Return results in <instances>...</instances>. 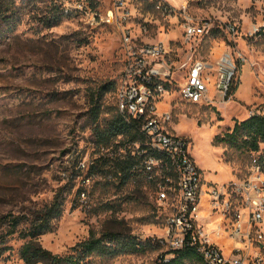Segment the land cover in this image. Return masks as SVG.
Masks as SVG:
<instances>
[{
    "label": "rangeland",
    "instance_id": "rangeland-1",
    "mask_svg": "<svg viewBox=\"0 0 264 264\" xmlns=\"http://www.w3.org/2000/svg\"><path fill=\"white\" fill-rule=\"evenodd\" d=\"M53 2L59 5V22L51 25ZM3 3L1 13L7 7L16 12L10 25L0 23V264H25L22 235L38 210L58 198L63 214L54 231L40 236L43 247L64 255L91 233L125 232L139 237L143 249L96 264H161L171 257L168 214L150 190L104 174L88 178L90 163L101 155L93 135L92 98L112 86L103 96L101 122L116 113L124 30L140 45H170L177 64L193 58L217 66L228 53L237 87L229 99L218 93L211 104H192L175 92L160 110L172 111L175 132L192 139L207 179L222 183L247 176L255 154L225 138L237 121L264 112V0H130L120 9L115 0ZM190 22H208L211 32L187 42L184 26ZM226 25L236 31L226 32ZM213 73L216 84L218 73ZM14 218L19 224L11 232ZM253 239L248 261L264 264V233L261 250L258 236ZM225 248L229 255L230 241Z\"/></svg>",
    "mask_w": 264,
    "mask_h": 264
},
{
    "label": "built area",
    "instance_id": "built-area-1",
    "mask_svg": "<svg viewBox=\"0 0 264 264\" xmlns=\"http://www.w3.org/2000/svg\"><path fill=\"white\" fill-rule=\"evenodd\" d=\"M129 1L115 0V4L120 9ZM211 29L208 22L187 23L186 41L203 39ZM222 29L236 31L233 25ZM123 32L115 105L126 122L137 125L141 139L120 144L114 150L109 147V156L117 153L122 159L134 160L132 180L144 184L167 212V255L172 257L175 251L189 247L204 264H250L246 251L256 244L254 235L259 238L257 246L263 248L264 152L253 153L247 176L223 183L211 181L193 154L192 139L173 129V112L160 110V104L175 92L192 104H211L218 93L229 99L233 84L231 56L224 54L217 66L193 58L177 64L170 45H140L130 32ZM213 72L218 73L216 84H212ZM253 115L264 116V112ZM227 241L233 248L229 255L225 252ZM255 263L260 260L256 258Z\"/></svg>",
    "mask_w": 264,
    "mask_h": 264
},
{
    "label": "trees",
    "instance_id": "trees-1",
    "mask_svg": "<svg viewBox=\"0 0 264 264\" xmlns=\"http://www.w3.org/2000/svg\"><path fill=\"white\" fill-rule=\"evenodd\" d=\"M53 4L51 15L48 17L51 25L59 22V16L55 11L59 5L55 2ZM0 7L3 8L4 3ZM91 7L95 9L96 4L92 2ZM15 12L13 8H5L3 13L0 12V23L6 22L10 25ZM236 88L235 82H233L230 93H233ZM112 89V86H104L92 98L93 135L101 155L89 165L87 175L89 178L97 174H104L106 177L125 184L132 180L131 170L134 160L122 159L117 153L109 156V147L114 150L120 144L137 141L141 139V134L135 123L126 122L123 116L118 113L116 105V113L111 114L103 123L101 122L103 96ZM225 140L230 141L231 144L240 149H244L249 154L264 152V116L253 115L243 121H237ZM83 191L80 189L79 195L84 193ZM62 214L63 200L60 198L56 199L51 206L38 210L36 218L31 221L30 228L22 235L25 242L20 249V258L25 264H96L98 261L106 262L116 256L139 252L143 249L144 242L137 236L125 232H106L99 236L91 233L88 239L74 245L67 254H56L43 247L39 238L43 234L54 231V222ZM18 224V218L11 220V232L17 231ZM1 239L3 238H0V245H3L4 240ZM194 260L202 261L193 248L187 247L175 251L169 259L164 257L161 264H187L188 261Z\"/></svg>",
    "mask_w": 264,
    "mask_h": 264
},
{
    "label": "bare ground",
    "instance_id": "bare-ground-1",
    "mask_svg": "<svg viewBox=\"0 0 264 264\" xmlns=\"http://www.w3.org/2000/svg\"><path fill=\"white\" fill-rule=\"evenodd\" d=\"M226 54H228V53H226ZM203 133H204V132H203ZM213 226H214V227H216V226H217V223H216V222H215V223H213Z\"/></svg>",
    "mask_w": 264,
    "mask_h": 264
},
{
    "label": "crops",
    "instance_id": "crops-1",
    "mask_svg": "<svg viewBox=\"0 0 264 264\" xmlns=\"http://www.w3.org/2000/svg\"><path fill=\"white\" fill-rule=\"evenodd\" d=\"M209 179V178H208ZM209 180H211V181H214V180H212L211 178L209 179ZM229 181V180H228ZM214 182H217V181H214ZM224 182H227V181H224ZM223 183V182H222Z\"/></svg>",
    "mask_w": 264,
    "mask_h": 264
}]
</instances>
